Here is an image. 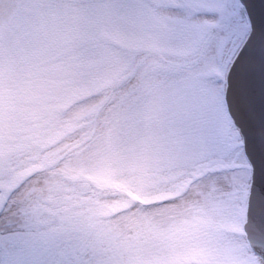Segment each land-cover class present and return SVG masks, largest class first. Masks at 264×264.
<instances>
[{"label":"snow or ice","instance_id":"6c2138e0","mask_svg":"<svg viewBox=\"0 0 264 264\" xmlns=\"http://www.w3.org/2000/svg\"><path fill=\"white\" fill-rule=\"evenodd\" d=\"M99 58L128 93L105 136L159 195L122 236L70 201L32 216L27 181L0 183V264H264V0H0V109ZM10 162L0 153V175ZM189 194L182 220L154 218ZM195 249L212 259L177 260Z\"/></svg>","mask_w":264,"mask_h":264},{"label":"clouds","instance_id":"9594fccd","mask_svg":"<svg viewBox=\"0 0 264 264\" xmlns=\"http://www.w3.org/2000/svg\"><path fill=\"white\" fill-rule=\"evenodd\" d=\"M112 42L119 40L113 37ZM94 64L80 78L48 75L25 85L13 100L6 98L0 109V153L11 156V162L0 183L27 181L21 190V199L27 201L21 211L32 216L48 219L70 201L78 211L126 236L143 223L138 199H154L159 193L138 188L118 162V149L106 138L105 129L119 104L116 96L128 93L113 91L123 77L109 61L99 58ZM137 103L132 97L125 108ZM194 198L189 194L177 202L174 212L154 218L161 223L180 221L189 211L185 202ZM188 259L212 257L199 249L177 257Z\"/></svg>","mask_w":264,"mask_h":264}]
</instances>
